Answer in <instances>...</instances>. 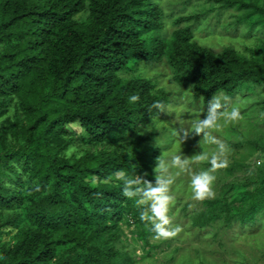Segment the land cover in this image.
<instances>
[{"label": "trees", "instance_id": "1", "mask_svg": "<svg viewBox=\"0 0 264 264\" xmlns=\"http://www.w3.org/2000/svg\"><path fill=\"white\" fill-rule=\"evenodd\" d=\"M207 2L168 31L158 0H0V264H137L124 225L149 245L155 234L140 215L164 159L143 131L170 104L141 65L166 62L172 80L206 104L264 86L263 37L247 56L203 45L195 31L218 10V22L233 11L234 36L264 35V0ZM77 144L85 148L70 152ZM257 165L199 209L184 206L199 237L221 225L264 226V158ZM120 171L138 183L117 180Z\"/></svg>", "mask_w": 264, "mask_h": 264}, {"label": "rangeland", "instance_id": "2", "mask_svg": "<svg viewBox=\"0 0 264 264\" xmlns=\"http://www.w3.org/2000/svg\"><path fill=\"white\" fill-rule=\"evenodd\" d=\"M158 1L165 8L168 31L176 27L175 21L179 17L204 12L212 7L207 0ZM232 13L225 11L218 22L219 11H212L208 19L197 25L196 39L216 50L233 46L239 53L255 55L264 35L257 31L253 36H246V29L242 28L236 36L228 32L226 27ZM139 74L152 78L157 89L170 98V104L162 115L143 131L150 138L148 144L163 147V161L168 165H171L174 157L179 156L187 162V166L183 170L169 167L168 173L158 171L160 183H165L172 175L173 182L169 185V227H179V232L166 239L153 235L146 246L137 226L124 225V242L135 254L137 264H264V226L245 232H229L221 225L206 230L199 237V230L190 222L191 215L186 216L183 210L188 204L187 211L191 213L199 209L204 201L193 200L190 188L191 173L209 167L207 159H201L202 156L218 155L220 162L227 161L226 166L233 164L237 168L232 173L224 166L212 173L215 176L213 198L219 195L224 184L243 182L256 173L258 160L264 158L263 151L256 149V145H264V86L235 99L226 100L224 95L218 96L223 105L221 112L238 107L241 118L229 123L221 119L220 127L210 132L216 143H209L205 141L203 133L197 134L192 128L193 121L206 115L208 104L194 101L190 88H180L172 80L171 69L166 62L144 63ZM74 128L80 131L79 126L75 125ZM219 144L224 145L222 155L219 154ZM84 148L77 144L70 152ZM215 234L218 235L217 240L212 239ZM4 238L7 239V235Z\"/></svg>", "mask_w": 264, "mask_h": 264}, {"label": "clouds", "instance_id": "3", "mask_svg": "<svg viewBox=\"0 0 264 264\" xmlns=\"http://www.w3.org/2000/svg\"><path fill=\"white\" fill-rule=\"evenodd\" d=\"M139 100L137 95H131L128 98L129 103H135ZM208 109L206 115L203 118H199L192 123V128L195 133H203L205 135V141L209 143H216L215 137L210 135L211 130L220 127L219 121L223 119L225 123L236 122L241 118V113L238 107H232L230 111L221 112L223 105L220 103L217 95H214L211 101H208ZM153 107L163 111V108L159 104H154ZM220 155L224 152V145L219 144ZM201 159H207L209 167L207 170L200 171L198 173L193 172L190 175V188L192 193V199L196 201H203L208 198H213L215 193L213 191V184L215 176L212 174L218 168L224 167L227 161L220 162L218 155H212L210 157L202 156ZM187 166L186 161H182L179 156L172 159L171 165L160 160L158 162V171L168 173L169 167L179 168L183 170ZM117 180H124L127 184H136L137 180H128L126 173L123 171L115 173ZM160 178L158 177V180ZM173 182L172 175H169L168 180L165 183H158L155 187L149 186L150 190L145 193L146 198L150 201L149 211L141 212L140 218L143 221H147L151 224V231L155 234L156 238H169L174 236L181 229L179 227L170 228V217L168 215L171 197L169 195V185ZM126 196H131V193L127 190L123 193ZM142 203V201H141Z\"/></svg>", "mask_w": 264, "mask_h": 264}]
</instances>
